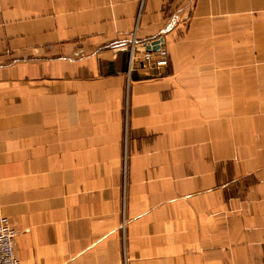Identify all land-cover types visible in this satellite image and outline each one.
Returning a JSON list of instances; mask_svg holds the SVG:
<instances>
[{
    "label": "crops",
    "instance_id": "0c3cea01",
    "mask_svg": "<svg viewBox=\"0 0 264 264\" xmlns=\"http://www.w3.org/2000/svg\"><path fill=\"white\" fill-rule=\"evenodd\" d=\"M5 217L22 264H264V0H0Z\"/></svg>",
    "mask_w": 264,
    "mask_h": 264
},
{
    "label": "built area",
    "instance_id": "2783aa9c",
    "mask_svg": "<svg viewBox=\"0 0 264 264\" xmlns=\"http://www.w3.org/2000/svg\"><path fill=\"white\" fill-rule=\"evenodd\" d=\"M148 46H152V42L148 41L145 43ZM160 61L165 63L167 61V50L160 48ZM154 55L153 51H146L144 57L147 59L152 58ZM19 234L16 224L12 218H2L0 222V264H22L19 260L16 250L15 242Z\"/></svg>",
    "mask_w": 264,
    "mask_h": 264
},
{
    "label": "water",
    "instance_id": "95a60500",
    "mask_svg": "<svg viewBox=\"0 0 264 264\" xmlns=\"http://www.w3.org/2000/svg\"><path fill=\"white\" fill-rule=\"evenodd\" d=\"M162 41H163L162 39H161V40H158L157 43H158V42H159V43H162Z\"/></svg>",
    "mask_w": 264,
    "mask_h": 264
}]
</instances>
